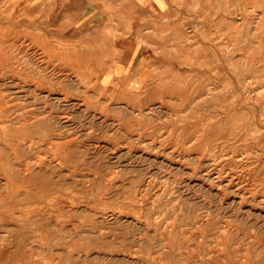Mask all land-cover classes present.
Returning <instances> with one entry per match:
<instances>
[{
	"label": "rangeland",
	"instance_id": "1",
	"mask_svg": "<svg viewBox=\"0 0 264 264\" xmlns=\"http://www.w3.org/2000/svg\"><path fill=\"white\" fill-rule=\"evenodd\" d=\"M130 3L131 0H0V49L5 50L4 53L7 52L8 57L4 61L0 56V74L2 72L0 107L12 105L7 114L0 117V126L10 123L11 130V135L6 141L9 147L6 149L0 145V151L4 153L0 152V165L7 156L5 151L14 152L16 158L22 162L30 159L28 162L32 165V170L35 169L32 179L38 180L45 187H50L52 194L48 196L54 198V201L48 200V197H41V200L33 198L32 201L18 199L20 203L16 204L17 208L36 203L43 205L46 216L54 217L53 222L44 221L43 230L47 232L37 231L35 236L42 235L41 238L45 242L44 248L34 246L28 255L37 257L44 264H174L175 262V264H264V0H156L158 5L162 3L163 12H159L160 9L157 6L154 8L153 5L147 4L141 7H148L150 12L133 14L128 10L123 13V6L126 9V5ZM25 7L29 9L28 15H24ZM31 7L33 12H30ZM142 8L137 10L142 12ZM35 16H41L40 19H43L41 29L31 27L27 32L23 30L22 25L13 26L14 22L19 23L26 17L30 19ZM135 16H138L137 20ZM25 31L33 39L29 35L25 38ZM119 40L123 43L121 47L114 46ZM131 40L135 41L134 47H140L139 52L136 53L137 59L143 56H145L144 61L148 59L149 68L139 75L140 80L147 79L145 84L148 85L144 87L153 89L157 84L158 90L166 91L141 93L140 91L144 88L131 91L127 84L129 81L123 82L113 76L103 80L100 77L104 85L99 87L98 84L101 82L98 81L96 74L99 69L90 68L95 64L93 60H66L71 57V59L73 57L87 59L98 55L104 58L112 56L121 58L128 53L126 46ZM160 43L163 44V48H159ZM177 46H180V49ZM4 53L2 52V55ZM172 56L181 57L178 58L179 63L176 61L175 67L162 71L166 66L163 64L158 68V64L164 63L163 61ZM153 61L155 62L151 66ZM215 66L222 67V70L219 67L216 69ZM159 69H161L160 77L157 75L153 81L149 79ZM130 72H127L128 79L133 78L131 69ZM98 88L108 91L101 92ZM212 91H214L213 94ZM209 98L211 99L208 100ZM245 100L247 101L244 102ZM47 103L49 107L50 105L53 107L49 108ZM14 104L18 105L14 107ZM214 110L217 111L213 112ZM31 116L32 118H29ZM235 116L236 118H232ZM6 118L10 120L6 121ZM55 119H57L56 122ZM26 120L39 122L30 125L23 122ZM224 120L227 122L226 125ZM45 128H48V131ZM67 128H71V131ZM63 131H65L64 134ZM43 132L47 133L43 134ZM69 138L74 140L66 146L60 145V142ZM20 145L23 151L25 149L24 152ZM23 145L26 147L24 148ZM34 151L37 153L35 154ZM29 152L33 154V157ZM197 158L198 161H196ZM50 160L54 165L52 168L39 171L35 165L40 161L47 163ZM42 171L46 173L42 174ZM72 171H76L75 176ZM149 181L152 182L149 183ZM227 182H231L229 183L231 188L225 186ZM65 188L72 189L67 191ZM75 188L79 191L74 190ZM10 204L13 205L12 202L4 205L0 202V208ZM153 221H155L154 227ZM88 228H91L90 231ZM48 247L53 250L49 251L51 249ZM240 257H245L244 262ZM199 258H202L200 259L202 262Z\"/></svg>",
	"mask_w": 264,
	"mask_h": 264
},
{
	"label": "bare ground",
	"instance_id": "2",
	"mask_svg": "<svg viewBox=\"0 0 264 264\" xmlns=\"http://www.w3.org/2000/svg\"><path fill=\"white\" fill-rule=\"evenodd\" d=\"M102 1V0H101ZM122 1V0H121ZM124 1V0H123ZM109 2V1H108ZM113 2V1H112ZM115 2V1H114ZM118 2V1H117ZM173 2V1H172ZM180 2H182V1H180ZM43 3V2H42ZM106 3V2H105ZM122 3V2H121ZM129 3V2H128ZM183 3V2H182ZM222 4H223V2H221ZM100 4V3H99ZM113 4V3H112ZM147 4H151V5H153L154 6V8H155V6H157L158 7V9H160L159 10V12H163V10H162V3H160L159 5L156 3V0H131V3L129 4V5H126V9L124 8V6H123V10H122V12L123 13H126V12H128V10L130 11L129 13H133V14H142L143 12H150V10L148 9V7H141V5H147ZM106 5V4H105ZM116 5V4H115ZM121 5V4H120ZM225 5V4H224ZM103 6H104V4H103ZM117 6V5H116ZM119 6V5H118ZM223 6V5H222ZM238 6V5H237ZM225 7V6H224ZM33 7H31L30 8V12H33V9H32ZM41 8H42V6H41ZM137 8H142V12H140L139 10H137ZM174 9V8H173ZM189 9V8H188ZM53 10H55V8H53ZM112 10V9H111ZM149 10V11H148ZM171 10H172V8H171ZM56 11V10H55ZM118 11V10H117ZM116 11V12H117ZM154 11V10H153ZM223 11V10H222ZM22 12V11H21ZM24 12H25V14L24 15H28V13H29V9L27 8V7H25V9H24ZM158 12V13H159ZM167 12V11H166ZM168 12H169V10H168ZM152 13V12H151ZM223 13V12H222ZM6 14V13H5ZM17 14V13H16ZM22 14V13H21ZM37 14V13H36ZM122 14V13H121ZM168 14V13H167ZM65 15V14H64ZM123 15V14H122ZM163 15V14H162ZM223 15V14H222ZM33 16V15H32ZM164 16V15H163ZM263 16V15H262ZM113 17V16H112ZM136 17V20H137V18H138V16H135ZM161 17V16H160ZM41 18V16H35L34 18H30L29 19V17H26L25 19H23V20H21V22H19V23H15L14 22V24H13V26L15 27V25H22L23 27H24V29L23 28H21V29H23V30H26L27 32H28V30L31 28V27H33L34 29H36V27L37 28H40V26H41V24L43 23V19H40ZM86 18V17H85ZM114 18V17H113ZM126 18V17H125ZM195 18V17H194ZM263 18H264V16H263ZM262 18V19H263ZM104 19V18H103ZM239 19V18H238ZM135 20V19H134ZM7 21V20H6ZM117 21H119V20H117ZM142 21V20H141ZM176 22V21H175ZM177 23V22H176ZM6 24V23H5ZM98 24V23H97ZM133 24V23H132ZM137 24V23H136ZM8 25V24H7ZM10 25V24H9ZM123 25V24H122ZM131 25V24H130ZM139 25H140V23H139ZM135 26V25H134ZM133 27V26H132ZM12 28V27H11ZM28 28V29H27ZM41 29V28H40ZM121 29V28H120ZM6 30V29H5ZM11 30V29H10ZM14 30H16V29H14ZM33 30V29H32ZM43 30V29H42ZM95 30H97V29H95ZM113 30V29H112ZM124 30V33H125V29H123ZM192 30V29H191ZM9 31V30H8ZM17 31V30H16ZM25 31V34H24V36H25V38H26V36L27 35H29L27 32ZM36 31V30H35ZM88 31V30H87ZM114 31V30H113ZM133 31H134V29H133ZM18 32V31H17ZM30 32V31H29ZM91 32V31H90ZM119 32V31H118ZM121 32V31H120ZM14 33H16V32H14ZM24 32H22V34H23ZM86 33V32H85ZM89 33V32H88ZM122 33H123V31H122ZM145 33V32H144ZM19 34V33H18ZM161 34V33H160ZM16 35V34H15ZM21 35V34H20ZM133 35V34H132ZM147 35V34H146ZM177 35V34H176ZM231 35H232V33H231ZM3 36V35H2ZM14 36V35H13ZM31 35H29V37H30ZM35 36V35H34ZM115 36V35H114ZM117 36H119V34H117ZM160 37H161V35H159ZM183 36V35H182ZM182 36L180 37V36H178V38H182ZM18 37V36H17ZM159 37V38H160ZM163 37V36H162ZM166 37V36H165ZM215 37V36H214ZM16 38V37H15ZM30 38H32V37H30ZM35 38V37H34ZM33 39V38H32ZM117 39H118V37H117ZM157 39V38H156ZM161 39V38H160ZM175 39V37L173 38V40ZM15 40V39H14ZM97 40V39H96ZM121 40V39H120ZM119 40V42L117 43V42H115V44H114V46H117V47H121V45L123 44L121 41ZM143 40V39H142ZM234 40H236V38H234ZM7 41V40H6ZM22 41V40H21ZM24 41V40H23ZM165 41V40H164ZM175 41V40H174ZM177 41H178V39H177ZM176 41V42H177ZM4 42V41H3ZM31 42V41H30ZM46 42V41H45ZM124 42V41H123ZM127 42V41H126ZM150 42H152V41H150ZM161 42V41H160ZM6 43V42H5ZM33 43V42H32ZM31 43V44H32ZM134 43H135V41H133V40H131V41H129L128 43H127V51H128V53H125L124 54V56H122L121 58H118V57H116V56H112V57H107V58H104V57H102L101 55H98V56H95V57H92V58H85V57H81V58H74L73 57V59H71V58H67L66 60H93L94 62H95V64L94 65H91L90 66V64H88L89 66H90V68L93 70V69H95V68H97V70L99 69V71L98 72H96V74H97V78H99V80L98 81H100L101 82V84H98V86L99 87H102L104 84H103V82L100 80V77L102 78V80L103 79H105V78H107V77H109V78H111L112 76L113 77H115L117 80L119 79V80H122L123 82H127V81H129L127 84H128V86H130V89H131V91H139V90H141L142 88H144L143 90H141L140 92L141 93H144V92H155V91H166L165 89H161V90H158L156 87H158L157 86V84H156V86H155V88H153V89H151V88H145L144 87V85H148V84H145L146 83V80L147 79H145V80H140L139 79V75H140V73L143 71V70H145V69H148L149 67H148V65H147V60L146 61H144L145 60V56H143V57H140V58H138L137 59V56L136 55H134L135 54V50H140V47H134ZM158 43V42H157ZM161 43H164V42H161ZM160 43V44H161ZM179 43V42H178ZM232 43H233V41H232ZM7 44H9V42L7 43ZM18 44V43H17ZM44 44V43H43ZM171 44V43H170ZM174 44V43H173ZM4 45V44H3ZM85 45V44H84ZM159 45V44H158ZM157 45V46H158ZM162 45L163 44H161V46L159 47V48H161L162 47ZM176 45H178V44H176ZM235 45V44H234ZM10 46V45H9ZM8 46V47H9ZM12 46H14L13 44H12ZM31 46V45H30ZM87 46V45H86ZM85 46V47H86ZM89 46V45H88ZM172 46V45H171ZM228 46H230V45H228ZM0 47H1V45H0ZM7 47V48H8ZM23 47V46H22ZM170 47V46H169ZM178 47V49H180L179 47L180 46H177ZM28 48V47H27ZM89 48V47H88ZM157 48V47H156ZM163 48V47H162ZM165 48V47H164ZM9 49V48H8ZM37 49V48H36ZM82 49V48H81ZM90 49V48H89ZM174 49H176V48H174ZM220 49V48H219ZM232 49V48H231ZM234 49V48H233ZM232 49V50H233ZM0 50H2V49H0ZM43 50V49H42ZM41 50V51H42ZM162 50V49H161ZM222 50V49H221ZM11 51V50H10ZM24 51V50H23ZM26 51V50H25ZM31 51H32V49H31ZM45 51H46V49H45ZM83 51V50H82ZM82 51H80V52H82ZM155 51V50H154ZM175 51V50H174ZM2 52L4 53L5 52V50L3 51L2 50ZM2 52L0 51V56L2 57H0L1 58V60H4L5 61V58H8L7 56H6V53H4L3 55H2ZM12 52V51H11ZM13 52H14V50H13ZM16 52V51H15ZM18 52V51H17ZM30 52V51H29ZM43 52V51H42ZM90 52H92L91 50H90ZM163 52H165V51H163ZM170 52H172V51H170ZM222 52V51H221ZM227 52H229V51H227ZM226 52V53H227ZM20 53V52H19ZM32 53V52H31ZM38 53V52H37ZM40 53V52H39ZM83 53H85V52H83ZM230 53V52H229ZM232 53V52H231ZM234 53V52H233ZM17 54V53H16ZM30 54V53H29ZM89 54V53H88ZM172 54H173V52H172ZM184 54V53H183ZM187 54V53H186ZM185 54V55H186ZM8 55H10V54H8ZM20 55V54H19ZM24 55H26V54H24ZM85 55V54H84ZM97 55V54H96ZM168 55V54H167ZM219 55V54H218ZM227 55V54H226ZM12 56V55H11ZM31 56V55H30ZM29 56V57H30ZM163 56V55H162ZM10 57V56H9ZM23 57V56H22ZM188 57V56H187ZM221 57V56H220ZM12 58V57H11ZM17 58V57H16ZM178 58H181V57H178ZM178 58H176L175 56H172V58H168L167 60H165V61H163L164 63H160V64H158L159 66H158V68H160L163 64H166V66L162 69V71H164V70H167V69H172V66H176V61L179 63V59ZM37 59V58H36ZM178 59V60H177ZM184 59V58H183ZM187 59V58H186ZM190 59V58H189ZM219 59V58H218ZM30 60V59H29ZM31 60H33V59H31ZM65 60V59H64ZM157 60H159V57H157ZM185 60V59H184ZM217 60V59H216ZM220 60H221V58H220ZM16 61V60H15ZM28 61V60H27ZM145 63H144V62ZM180 61H181V59H180ZM225 61V60H224ZM11 62H12V60H11ZM10 62V63H11ZM30 62V61H29ZM37 62H39V60L37 61ZM44 62V61H43ZM154 62L155 61H153V62H151L152 64H151V66L154 64ZM219 62V61H218ZM8 63V62H7ZM6 63V64H7ZM21 63H22V61H21ZM25 63V62H24ZM182 63V62H181ZM185 62H183V64H184ZM18 64V63H17ZM26 64H28V63H26ZM33 64V63H32ZM73 64V63H72ZM4 65V64H3ZM8 65V64H7ZM19 65V64H18ZM23 65H25V64H23ZM22 65V66H23ZM39 65V64H38ZM42 65V64H41ZM215 65H218V64H215ZM21 66V67H22ZM34 66V65H33ZM36 66V65H35ZM78 66V65H77ZM83 67H84V65H82ZM86 66V65H85ZM223 66V65H222ZM4 67V66H3ZM20 67V68H21ZM37 67V66H36ZM88 67V66H87ZM180 67V66H179ZM216 67V66H215ZM219 66H217L216 67V69L218 68ZM224 67V66H223ZM2 68V67H1ZM13 68V67H12ZM28 68V67H27ZM45 68V67H44ZM206 68V67H205ZM220 68V67H219ZM222 68V67H221ZM220 68V69H221ZM231 68V67H230ZM14 69V68H13ZM35 69V68H34ZM39 69V68H38ZM86 69V68H85ZM84 69V70H85ZM89 69V68H88ZM130 69L132 70V74L133 75H131V76H133V78L132 79H128V77L129 76H127L129 73H127V72H130ZM202 69H204V68H202ZM202 69L200 70V71H202ZM210 69H211V67H210ZM219 69V70H220ZM7 70V69H6ZM11 70V69H10ZM18 70V69H17ZM33 70V69H32ZM73 70V69H72ZM78 70V69H77ZM222 70V69H221ZM220 70V71H221ZM230 70V69H229ZM14 71V70H13ZM16 71V70H15ZM26 71H28V69L26 70ZM42 71V70H41ZM40 71V72H41ZM88 71V70H87ZM208 71H209V69H208ZM231 71V70H230ZM9 72V71H8ZM17 72V71H16ZM44 72V71H43ZM84 72V71H83ZM167 72V71H166ZM223 72V71H222ZM221 72V73H222ZM76 73V72H75ZM88 73V72H87ZM87 73H85V75L87 74ZM91 73V72H90ZM93 73V72H92ZM131 73V72H130ZM161 73V69H159L158 70V72H154V74H152L151 76H150V78L149 79H151L152 81H153V79L155 78V77H157V75L160 77V74ZM212 73V72H211ZM1 74H2V72H1ZM0 74V75H1ZM22 74V73H21ZM24 74V73H23ZM27 74H29V73H27ZM26 74V75H27ZM68 74V73H67ZM95 74V73H94ZM93 74V75H94ZM206 74V73H205ZM215 74V73H214ZM218 74V73H217ZM219 74H220V72H219ZM232 74V73H231ZM238 74V73H237ZM4 75V74H3ZM7 75H9V74H7ZM13 75V74H12ZM66 75V74H65ZM84 75V76H85ZM92 75V76H93ZM239 75V74H238ZM28 76H30V75H28ZM88 76H91V75H88ZM91 76V77H92ZM161 76H163V75H161ZM204 76V75H203ZM209 76V75H208ZM6 77H8V76H6ZM36 77V76H35ZM87 77V76H86ZM85 77V78H86ZM227 77H230V76H227ZM238 77V76H237ZM19 78V77H18ZM32 78V77H31ZM56 78V77H55ZM89 78V77H88ZM207 78V77H206ZM210 78V77H209ZM217 78H218V76H217ZM10 79V78H9ZM70 79H71V77H70ZM205 79V78H204ZM231 79V78H230ZM230 79H229V81H230ZM11 80V79H10ZM40 80V79H39ZM113 80V79H112ZM210 80V79H209ZM224 80V79H223ZM5 81V80H4ZM9 81V80H8ZM8 81H6V82H8ZM12 81H15V80H12ZM41 81V80H40ZM70 81V80H69ZM68 81V82H69ZM87 81V80H86ZM114 81H116V80H114ZM228 81V82H229ZM1 82H3V81H1ZM5 82V83H6ZM32 82V81H31ZM53 82V81H52ZM118 82V81H117ZM215 82V81H214ZM220 82V81H219ZM227 82V81H226ZM225 82V83H226ZM234 82V81H233ZM4 83V84H5ZM21 83H22V81H21ZM20 83V84H21ZM73 83V82H72ZM202 83V82H201ZM210 83V82H209ZM217 83H218V81H217ZM15 84V83H14ZM14 84H12L13 86H14ZM32 84V83H31ZM114 84V83H113ZM126 84V83H125ZM126 84V85H127ZM208 84V83H207ZM216 84V83H215ZM223 84V83H222ZM231 84H232V80H231ZM17 85V84H16ZM212 85V84H211ZM225 85V84H224ZM5 86H8V85H6L5 84ZM18 86V85H17ZM20 86H22V84L20 85ZM36 86V85H35ZM68 86V85H67ZM206 86V85H205ZM26 87V86H25ZM112 87H113V85H112ZM204 87V86H203ZM224 87V86H223ZM230 87H231V85H230ZM235 87V86H234ZM234 87H232V88H234ZM21 88V87H20ZM20 88H18V89H20ZM23 88V87H22ZM5 89V88H4ZM8 89V88H7ZM24 89V88H23ZM36 89V88H35ZM42 89V88H41ZM45 89V88H44ZM47 89V88H46ZM91 89V88H90ZM105 89V88H104ZM129 89V90H130ZM167 89V88H166ZM210 89H212L211 87H210ZM234 89H236V88H234ZM15 90V89H14ZM39 90V89H38ZM98 90L99 91H101V92H103V91H108L107 89H105V90H103V89H100V88H98ZM115 90H118V89H115ZM167 90H171V89H167ZM233 90V89H232ZM17 91V90H16ZM22 91V90H21ZM20 91V92H21ZM96 91H97V89H96ZM128 90H126V92H127ZM173 91H175V90H173ZM215 91V90H214ZM214 91H212V94H213V92ZM235 91V90H234ZM4 92V91H3ZM25 92H26V90H25ZM27 92H28V89H27ZM39 92H40V90H39ZM62 92V91H61ZM113 92V91H112ZM115 92V91H114ZM118 92V91H117ZM167 92H170V91H167ZM208 92H209V90H208ZM236 92V91H235ZM38 93V92H37ZM48 93V92H47ZM51 93V92H50ZM49 93V94H50ZM77 93V92H76ZM134 93H136V92H134ZM139 93V92H138ZM228 93V92H227ZM1 94V93H0ZM5 94H7L8 95V93H5ZM17 94V93H16ZM121 94H123V93H121ZM210 94V93H209ZM235 94V93H234ZM13 95V94H12ZM27 95V94H26ZM29 95H31V94H29ZM65 94H63V96H64ZM127 95V94H126ZM136 95V94H135ZM219 95V94H218ZM229 95H230V93H229ZM228 95V96H229ZM231 95H233V94H231ZM21 96V95H20ZM28 96V95H27ZM34 96V95H33ZM47 96V95H46ZM50 96V95H49ZM228 96H227V98H228ZM237 96H239V95H237ZM11 97V96H10ZM15 97V96H14ZM18 97V96H17ZM31 97V96H30ZM62 97V96H61ZM205 97V96H204ZM207 97V96H206ZM211 97V96H210ZM217 97V96H216ZM215 97V98H216ZM220 97V96H219ZM4 98V97H3ZM9 98V97H8ZM12 98V97H11ZM16 98V97H15ZM38 98V97H37ZM37 98H35V99H37ZM64 98H66V97H64ZM63 98V99H64ZM218 98V97H217ZM216 98V99H217ZM227 98H224V99H227ZM235 98V97H234ZM244 98V97H243ZM249 98V97H248ZM5 99V98H4ZM26 99H27V97H26ZM30 99V98H29ZM40 99H41V97H40ZM56 99V98H55ZM211 98H209L208 100H210ZM229 99V98H228ZM8 100V99H7ZM50 100V99H49ZM48 100V101H49ZM65 101H66V99H64ZM213 101H214V99H212ZM211 100V101H212ZM220 100H223V98L221 99L220 98ZM219 100V101H220ZM232 100H233V96H232ZM242 100V99H241ZM1 101V100H0ZM2 101H4V100H2ZM10 101V100H9ZM23 101H24V99H23ZM22 101V102H23ZM33 101V100H32ZM35 101V100H34ZM47 101V100H46ZM224 101V100H223ZM234 101V100H233ZM247 100H245L244 102H246ZM7 102V101H6ZM19 102H21V100L19 101ZM43 102V101H42ZM80 102V101H79ZM236 102V101H235ZM238 102V101H237ZM37 103H39V102H37ZM158 103H159V101H158ZM214 103H216V102H214ZM32 104V103H31ZM36 104V103H35ZM34 104V105H35ZM207 104V103H206ZM205 104V105H206ZM223 104V103H222ZM242 104V103H241ZM4 105V104H3ZM15 105V104H14ZM18 105V104H17ZM17 105H15L14 107H16ZM22 105H24V104H22ZM43 105H45V104H43ZM209 105V104H208ZM2 106V105H1ZM12 106V105H11ZM11 106H9V107H11ZM38 106V105H37ZM47 106H48V103H47ZM207 106V105H206ZM222 106V105H221ZM241 106V105H240ZM243 107H244V105H242ZM8 106L6 107H0V117L3 115V114H7L6 112L10 109ZM19 107V106H18ZM21 107V106H20ZM49 107V106H48ZM50 107H53V106H51L50 105ZM49 107V108H50ZM235 107V106H234ZM233 107V108H234ZM239 107V106H238ZM21 108H23V107H21ZM31 108V107H30ZM33 108H36V107H33ZM40 108V107H39ZM46 108V107H45ZM203 108V107H202ZM226 108V107H225ZM230 108V107H229ZM240 108V107H239ZM12 109V108H11ZM52 109V108H51ZM55 109V108H54ZM221 109V108H220ZM25 110V109H24ZM27 110V109H26ZM31 110V109H30ZM29 110V111H30ZM50 110V109H49ZM210 110V109H209ZM227 110V109H226ZM230 110V109H229ZM232 110V109H231ZM13 111V110H12ZM23 111V110H22ZM35 111V110H34ZM40 111V110H39ZM57 111V110H56ZM131 111V110H130ZM139 111V110H138ZM215 111H217V110H214L213 112H215ZM236 111V110H235ZM31 112V111H30ZM47 112V111H46ZM220 112V111H219ZM11 113V112H10ZM36 113V112H35ZM40 113H41V111H40ZM53 113V112H52ZM55 113V112H54ZM134 113V112H133ZM231 113V112H230ZM9 114V113H8ZM12 114V113H11ZM26 114V113H25ZM31 114V113H30ZM38 114V113H37ZM214 114V113H213ZM228 114H229V112H228ZM236 113H234V115H235ZM23 115V114H22ZM33 115V114H32ZM56 115V114H55ZM136 115H137V112H136ZM238 115V114H237ZM6 116H8V115H6ZM28 116V115H27ZM30 116V115H29ZM65 116V115H64ZM69 116V115H68ZM223 116V115H222ZM226 116V115H225ZM224 116V117H225ZM18 117V116H17ZM22 117V116H21ZM24 117V116H23ZM22 117V118H23ZM56 116H54V118H55ZM211 117H213V116H211ZM230 117H231V115H230ZM10 118H12V117H10ZM10 118L8 119V118H6V121L7 120H10ZM14 118V117H13ZM29 118H32V116L31 117H29ZM37 118V117H36ZM39 118V117H38ZM61 118V117H60ZM69 117H67V119H68ZM232 118H236V116L235 117H232ZM3 119V118H2ZM17 119H21V118H17ZM27 119V118H26ZM140 119V118H139ZM208 119V118H207ZM211 119V118H210ZM209 119V120H210ZM222 119V118H221ZM228 119V118H227ZM5 120V119H4ZM13 120H16V119H13ZM52 120V119H51ZM50 120V121H51ZM213 120H216V119H214L213 118ZM226 120V119H225ZM224 120V121H225ZM22 121V120H21ZM33 121V120H32ZM46 121V120H45ZM48 121V120H47ZM55 122L57 121V119H55L54 120ZM77 121V120H76ZM212 121V120H211ZM210 121V122H211ZM227 122H228V120H226ZM225 121V122H226ZM2 122V121H1ZM12 122V121H11ZM25 124H30V125H32V124H35V123H38L39 121L38 120H35L34 122H30V120H29V122H28V120H26V121H23ZM219 122H221V124L223 123L221 120L219 121ZM224 122V123H225ZM227 122L225 123V125L227 124ZM15 123V122H14ZM19 123V122H18ZM67 123H69V122H67ZM66 123V124H67ZM115 123V122H114ZM116 123H117V121H116ZM136 123V122H135ZM229 123V122H228ZM56 124V123H55ZM61 125H62V123H60ZM75 124V123H74ZM215 125L217 124V123H214ZM218 124H220V123H218ZM217 124V125H218ZM230 124H232V122H230ZM45 125V124H44ZM50 125V124H49ZM59 125V124H58ZM65 125V124H64ZM139 125V124H138ZM234 126H235V124H233ZM9 126H10V123H9V125L6 123V124H3V125H1L0 126V145H2L4 148H8L9 147V145H8V143H6V141L9 139V137H10V135H11V130H10V128H9ZM17 126V125H16ZM26 126V125H25ZM53 126H54V124H53ZM221 126V125H220ZM227 126H230V125H227ZM12 127V126H11ZM50 127V126H49ZM54 127H56V126H54ZM53 127V128H54ZM236 127V126H235ZM15 128V127H14ZM17 128V127H16ZM15 128V129H16ZM43 128H44V126H43ZM231 128V127H230ZM12 129V128H11ZM23 129V128H22ZM48 129V128H47ZM46 128H45V130L46 131H48ZM50 129V128H49ZM62 129V128H61ZM69 128H67V130H68ZM226 129V128H225ZM229 129V128H228ZM234 128H232V130H233ZM70 131H71V128L69 129ZM89 130V129H88ZM116 130V129H115ZM235 130V129H234ZM15 131V130H14ZM24 131V130H23ZM65 131H66V129H65ZM65 131H63L62 133L64 134V132ZM228 131V130H227ZM55 132V131H54ZM68 132V131H67ZM233 132V131H232ZM235 132V131H234ZM17 133V132H16ZM18 133H19V131H18ZM44 133H47V132H43V134ZM53 133V132H52ZM51 133V134H52ZM73 133V132H72ZM229 133V132H228ZM42 134V135H43ZM50 134V133H49ZM62 134V135H63ZM69 134V133H68ZM71 134V133H70ZM232 134V133H231ZM55 135H57V134H55ZM76 135V134H75ZM235 135V134H234ZM233 135V136H234ZM30 136V135H29ZM65 136H67V135H65ZM19 138H21L20 136H18ZM36 137V136H35ZM56 137V136H55ZM62 137V136H61ZM24 138H26L27 139V137H24ZM31 138V137H30ZM34 138V137H33ZM53 138V137H52ZM59 138V137H58ZM77 138V137H76ZM35 139V138H34ZM196 139V138H195ZM236 139V138H235ZM234 139V140H235ZM4 140H5V142H4ZM20 140V139H19ZM74 140V138H69V139H67V140H65V141H63V142H60V145L61 146H66V144H70L71 143V141H73ZM76 140V139H75ZM207 140H209V139H207ZM211 140V139H210ZM11 141H13V140H11ZM10 141V142H11ZM18 140H16V142H17ZM30 141H32V139H30ZM36 141V140H35ZM224 141H225V139H224ZM230 141H232V140H230ZM229 141V142H230ZM9 142V141H8ZM22 142V141H21ZM23 142H24V140H23ZM75 142V141H74ZM195 143H196V141H194ZM193 142V143H194ZM212 142V141H211ZM227 142H228V139H227ZM226 142V143H227ZM233 142V141H232ZM13 143V142H12ZM20 143V142H19ZM35 143H37V142H35ZM206 142H204V144H205ZM219 143V142H218ZM18 144V143H17ZM16 144V145H17ZM23 144V143H22ZM196 144H198V142L196 143ZM195 144V145H196ZM200 144V143H199ZM19 145V144H18ZM194 145V146H195ZM203 145V144H202ZM232 145V144H231ZM21 146V145H20ZM19 146V147H20ZM24 146V145H23ZM32 146V145H31ZM69 146V145H68ZM73 146V145H72ZM71 146V147H72ZM101 146V145H100ZM119 146V145H118ZM121 146V145H120ZM205 146V145H204ZM204 146H203V148H204ZM214 146V145H213ZM13 147V146H12ZM22 147V146H21ZM26 146H24V148H25ZM28 147V146H27ZM56 147V146H55ZM217 147V146H216ZM30 148V147H29ZM99 148V147H98ZM134 148V147H133ZM194 148H196V147H194ZM209 148V147H208ZM0 149H1V147H0ZM17 149V148H16ZM67 149H71V148H67ZM118 149V148H117ZM126 149V148H125ZM215 149V148H214ZM223 149V148H222ZM226 149H227V147H226ZM5 150V149H4ZM30 150V149H29ZM28 150V151H29ZM120 150V149H119ZM203 150V149H202ZM209 150V149H208ZM213 150V149H212ZM224 150V149H223ZM18 151V150H17ZM22 151H23V147H22ZM24 151H25V149H24ZM23 151V152H24ZM27 151V150H26ZM30 151H32V150H30ZM215 151V150H214ZM213 151V152H214ZM225 151V150H224ZM240 151V150H239ZM0 152H2V151H0ZM23 152H21V153H23ZM86 152V151H85ZM128 152V151H127ZM196 152V151H195ZM229 152V151H228ZM3 153V152H2ZM16 153V152H15ZM30 153V152H29ZM34 153H35V151H34ZM37 153V152H36ZM35 153V154H36ZM47 153V152H46ZM50 153V152H49ZM52 153V152H51ZM50 153V154H51ZM58 153V152H57ZM149 153V152H148ZM159 153V152H158ZM169 153V152H168ZM181 153V152H180ZM186 153V152H185ZM221 153V152H220ZM224 153V152H223ZM227 153V152H226ZM233 153V152H232ZM4 154V153H3ZM5 154H7V156H6V158H5V160H3L4 162H3V164H1L0 165V202H1V204H5V203H8V202H12V206H11V204L9 205V206H7V207H5V208H0V264H44V262L43 261H41V260H38V258L37 257H30L28 254H29V252L32 250V248H34V246H38V248H40V247H43V245H44V239H42L41 238V236L42 235H39L38 237H35L36 236V233H37V231H39V232H41L42 230H43V225H44V221H46V223H49L50 221H52V220H54V217H52V216H46V210L43 208V205H40V204H36V203H32V205L31 206H28V207H23V208H19V206H18V208L16 207V204H18L19 205V203H20V201L18 200V199H25V200H27V201H32L33 200V198L34 199H40L41 197L43 198H47L48 197V200H52V201H54V198L53 197H51V196H48V194H50L51 193V189H50V187H45L44 185H42V184H40L39 183V181L38 180H33L32 179V177H33V173H35V169L34 170H32V165L27 161V162H22L20 159H18V158H16V155L14 154V152H7V151H5ZM31 154V153H30ZM43 154H44V152H43ZM67 154V153H66ZM156 154V153H155ZM174 154V153H173ZM196 154H197V152H196ZM202 154V153H201ZM209 154H212V153H209ZM236 154V153H235ZM250 154V153H249ZM18 156H19V154H17ZM26 155V154H25ZM32 156L31 157H33V154H31ZM47 155V154H46ZM49 155V154H48ZM116 155V154H115ZM123 155V154H122ZM131 155V154H130ZM149 155V154H148ZM154 155V154H153ZM182 155H183V153H182ZM213 155V154H212ZM215 155V154H214ZM219 155V154H218ZM224 155V154H223ZM228 155V154H227ZM231 155V154H230ZM234 155V154H233ZM4 157H5V155H3ZM23 156V155H22ZM40 156H42V155H40ZM39 156V157H40ZM76 156V155H75ZM170 156V155H169ZM179 156V155H178ZM181 156V155H180ZM179 156V157H180ZM190 156V155H189ZM195 156V155H194ZM205 156V155H204ZM35 157H37L36 155H35ZM48 157V156H47ZM50 157V156H49ZM52 157H53V155H52ZM59 157V156H58ZM67 157V156H66ZM69 157V156H68ZM178 157V158H179ZM184 157V156H183ZM25 158H27V157H25ZM43 158V157H42ZM51 158V157H50ZM65 158V157H64ZM70 158V157H69ZM76 158V157H75ZM178 158H176V159H178ZM187 158V157H186ZM189 158V157H188ZM187 158V159H188ZM194 158V157H193ZM199 158V157H198ZM198 158H197V160L196 161H198ZM203 158V157H202ZM217 158H218V156H217ZM225 158V157H224ZM228 158V157H227ZM68 159V158H67ZM77 159V158H76ZM75 159V160H76ZM159 159V158H158ZM163 159V158H162ZM195 159V158H194ZM200 159H201V157H200ZM210 159V158H209ZM32 160V159H31ZM42 160V159H41ZM64 160V159H63ZM70 160H72V159H70ZM73 160H74V158H73ZM179 160V159H178ZM186 160V159H185ZM204 160V159H203ZM215 160V159H214ZM56 161V160H55ZM66 161H68V160H66ZM66 161H64V162H66ZM172 161V160H171ZM183 161H184V159H183ZM213 161V160H212ZM228 161V160H227ZM32 162H33V160H32ZM37 162V161H36ZM57 162V161H56ZM55 162V163H56ZM71 162H74V161H71ZM181 162H182V160H181ZM180 162V163H181ZM185 162V161H184ZM204 162H206V161H204ZM209 162V161H208ZM62 163V162H61ZM214 163V162H213ZM212 163V164H213ZM54 164V163H53ZM70 164V163H69ZM72 164V163H71ZM73 164H75V163H73ZM152 164V163H151ZM173 164V163H172ZM187 164V163H186ZM185 164V165H186ZM204 164V163H203ZM211 164V163H210ZM210 164L208 165V166H210ZM211 164V165H212ZM217 164V163H216ZM223 164V163H222ZM35 165L38 167V169H39V171H41V170H46V169H48V168H52V166H54V165H52V163H51V160L50 161H48L47 163H43V162H38V163H35ZM58 165V164H57ZM67 165V164H66ZM202 165V164H201ZM55 166H56V164H55ZM60 166V165H59ZM58 166V167H59ZM178 166V165H177ZM203 166V165H202ZM206 166V165H205ZM207 166V167H208ZM217 166V165H216ZM216 166H214V167H216ZM36 167V168H37ZM72 167V166H71ZM173 167V166H172ZM182 167V166H181ZM222 167V166H221ZM194 168V167H193ZM200 168V167H199ZM199 168H198V170H199ZM202 168V167H201ZM210 168V167H209ZM208 168V169H209ZM55 169H56V167H55ZM179 169V168H178ZM185 169V168H184ZM187 169H189V168H187ZM218 169V168H217ZM224 169V168H223ZM229 169V168H228ZM51 170V169H50ZM53 170V169H52ZM51 170V171H52ZM72 170V169H71ZM70 170V171H71ZM75 170V169H74ZM190 170V169H189ZM193 170V169H192ZM195 170V169H194ZM210 170V169H209ZM212 170V169H211ZM225 170H226V168H225ZM229 170H231V169H229ZM233 170H235V169H233ZM61 171V170H60ZM191 171V170H190ZM200 171V170H199ZM208 171V170H207ZM218 171H219V169H218ZM217 171V172H218ZM72 172H74V171H72ZM237 172V171H236ZM40 173V172H39ZM44 173H46V172H44V171H42V174H44ZM47 173H48V171H47ZM55 173V172H54ZM75 173H76V171L74 172V176H75ZM204 173V172H203ZM224 173V172H223ZM228 173H229V171H228ZM61 174V173H60ZM62 174H64V173H62ZM68 174V173H67ZM194 174V173H193ZM216 174V173H215ZM236 174V173H235ZM246 174V173H245ZM38 175V174H37ZM39 175H41V174H39ZM48 175V174H47ZM72 175V176H73ZM152 175V174H151ZM190 175H192V174H190ZM218 175V174H217ZM237 175V174H236ZM43 176V175H42ZM49 176V175H48ZM57 176H59L58 174H57ZM64 176V175H63ZM77 176V175H76ZM111 176V175H110ZM193 176V175H192ZM202 176V175H201ZM212 176H214V175H212ZM221 176H222V174H221ZM225 176V175H224ZM227 176V175H226ZM70 177V176H69ZM99 177V176H98ZM148 177V176H147ZM146 177V178H147ZM150 177V176H149ZM164 177V176H163ZM165 177H166V175H165ZM220 177V176H219ZM231 177V176H230ZM233 177V176H232ZM243 177V176H242ZM54 178V177H53ZM80 178H82V177H80ZM95 178H97V177H95ZM156 178V177H155ZM168 178V177H167ZM188 178V177H187ZM199 178H200V176H199ZM215 178V177H214ZM226 178V177H225ZM47 179H48V177H47ZM46 179V180H47ZM75 179V178H74ZM83 179V178H82ZM151 179V178H150ZM179 179V178H178ZM181 179H183V178H181ZM193 179V178H192ZM201 179V178H200ZM208 179H210V178H208ZM217 179H219L218 177H217ZM223 179V178H222ZM227 179V178H226ZM225 179V180H226ZM229 179V178H228ZM241 179V178H240ZM247 179V178H246ZM51 180V179H50ZM152 180V179H151ZM164 180V179H163ZM187 180V179H186ZM199 180V179H198ZM231 180H233V179H231ZM243 180V179H242ZM47 181H49V180H47ZM58 181H60V180H58ZM57 181V182H58ZM82 181V180H81ZM143 181H146V180H143ZM155 181V180H154ZM188 181V180H187ZM227 181V180H226ZM254 181V180H253ZM21 182V183H20ZM72 182V181H71ZM111 182V181H110ZM142 182V181H141ZM150 182H152V181H149V183ZM202 182V181H201ZM236 182V181H235ZM239 182V181H238ZM260 182V181H259ZM46 183V182H45ZM50 183V182H49ZM48 183V184H49ZM52 183H53V180H52ZM62 183H64V181L62 182ZM82 183V182H81ZM154 183V182H153ZM208 183H211V182H208ZM230 184H231V182H229ZM229 183L227 182L226 183V185L225 186H229ZM257 183V182H256ZM145 184V183H144ZM175 184V183H174ZM224 184H225V182H224ZM46 185V184H45ZM72 185V184H71ZM83 185H84V183H83ZM216 185V184H215ZM244 185V184H243ZM87 186H89V184L87 185ZM140 186V185H139ZM211 186V185H210ZM219 186H221V185H219ZM234 186V185H233ZM59 187V186H58ZM144 187V186H143ZM150 187V186H149ZM230 187V186H229ZM232 187V186H231ZM230 187V188H231ZM240 187V186H239ZM245 187V186H244ZM253 187V186H252ZM257 187V186H256ZM258 187H261V185L259 186L258 185ZM74 188V187H73ZM87 188V187H86ZM218 188V187H217ZM221 188V187H220ZM220 188H218V189H220ZM223 188V187H222ZM237 188V187H236ZM246 188H247V186H246ZM248 188H250V186L248 187ZM263 188V187H262ZM57 189V188H56ZM59 189V188H58ZM66 190H67V188H65ZM72 189V188H71ZM71 189H69V190H71ZM213 189V188H212ZM226 189V188H225ZM229 189V188H228ZM54 190V189H53ZM52 190V191H53ZM69 190H67V191H69ZM74 190H76V188L74 189ZM78 191H79V189H77ZM76 190V191H77ZM210 190V189H209ZM236 190V189H235ZM264 190V189H263ZM89 191V190H88ZM216 191V190H215ZM218 191V190H217ZM244 191V190H243ZM248 192H249V190H247ZM247 191H245V192H247ZM254 191V190H253ZM81 192V191H80ZM239 192V191H238ZM237 192V193H238ZM216 193V192H215ZM226 193V192H225ZM255 193V192H254ZM257 193V192H256ZM52 194V193H51ZM55 194V192L53 193V195ZM161 193H159V195H160ZM240 194V193H239ZM252 194V193H251ZM259 194V193H258ZM263 194V193H262ZM52 195V196H53ZM69 195V194H68ZM75 195V194H74ZM82 195V194H81ZM216 195V194H215ZM224 195H226V194H224ZM240 195H242V193L240 194ZM56 197H58V195H55ZM64 196V195H63ZM76 196V195H75ZM88 196V195H87ZM141 196H142V194H141ZM162 196V195H161ZM246 196V195H245ZM70 197V196H69ZM158 197V196H157ZM226 197V196H225ZM234 197V196H233ZM256 197V196H255ZM59 198H61V197H59ZM72 198V197H71ZM75 198V197H74ZM223 198V197H222ZM249 198V197H248ZM141 199H143V198H141ZM160 199V198H159ZM221 199V198H220ZM219 199V200H220ZM226 199V198H225ZM241 199H242V197H241ZM243 199H244V201H245V198L243 197ZM21 200V201H22ZM41 200V199H40ZM44 200V199H43ZM56 200V199H55ZM234 200V199H233ZM247 200V199H246ZM36 201H39V200H36ZM35 201V202H36ZM57 201V200H56ZM160 201V200H159ZM158 201V202H159ZM170 201V200H169ZM227 201V200H226ZM250 201H253V200H250ZM261 201H263V200H261ZM76 202V201H75ZM79 202V201H78ZM86 202H88V200L86 201ZM234 202H236V201H234ZM242 202V201H241ZM255 202V201H254ZM40 203V202H39ZM45 203V202H44ZM137 203V202H136ZM162 203V202H161ZM165 203V202H164ZM22 204V203H21ZM20 204V205H21ZM80 204V203H79ZM237 204H239L238 202H237ZM249 204V203H248ZM252 204V203H251ZM221 205H222V203H221ZM243 205H244V203H243ZM246 205V204H245ZM254 205V204H253ZM261 204H259V206H260ZM57 206H59V205H57ZM61 206V205H60ZM84 206V205H83ZM164 206V205H163ZM162 206V207H163ZM241 206H242V204H241ZM250 206V205H249ZM248 206V207H249ZM252 206V205H251ZM1 207V206H0ZM3 207V206H2ZM21 207V206H20ZM73 207V206H72ZM86 207V206H85ZM155 207V206H154ZM153 207V208H154ZM167 207V206H166ZM243 207V206H242ZM255 207V206H254ZM258 207V206H257ZM261 207V206H260ZM70 208V207H69ZM68 208V209H69ZM159 207H157V209H158ZM235 208V207H234ZM66 209H67V207H66ZM160 209V208H159ZM167 209V208H166ZM264 209V208H263ZM61 210V209H60ZM88 210H89V208H88ZM162 210V209H161ZM61 211H64V210H61ZM68 211V210H67ZM155 211H156V209H155ZM243 211V210H242ZM241 211V212H242ZM253 211V210H252ZM260 211V210H259ZM73 212V211H72ZM85 212V211H84ZM91 212H93V211H91ZM95 212V211H94ZM98 212V211H97ZM107 212V211H106ZM154 212V211H153ZM255 212H256V210H255ZM254 212V213H255ZM68 213V212H67ZM74 213H76V212H74ZM81 213H83V212H81ZM81 213H79V214H81ZM96 213V212H95ZM104 213V212H103ZM102 213V214H103ZM208 213V212H207ZM240 213V212H239ZM60 214V213H59ZM71 214V213H70ZM77 214V213H76ZM75 214V215H76ZM100 214V213H99ZM98 214V215H99ZM154 214V213H153ZM169 214H170V212H169ZM65 215V214H64ZM82 215V214H81ZM84 215V214H83ZM123 215V214H122ZM151 215V214H150ZM167 215V214H166ZM240 215H241V213H240ZM243 215H244V213H243ZM67 216V215H66ZM70 216H72V215H70ZM87 216V215H86ZM117 216V215H116ZM190 216H192V215H190ZM65 217V216H64ZM107 217H108V215H107ZM200 217V216H199ZM56 218V217H55ZM63 218V217H62ZM67 218V217H66ZM65 218V219H66ZM100 218V217H99ZM122 218H124V217H122ZM165 218H166V216H165ZM170 218V217H169ZM207 218V217H206ZM96 219V218H95ZM103 219V218H102ZM150 219V218H149ZM164 219V218H163ZM106 220V219H105ZM124 220V219H123ZM151 220H152V218H151ZM196 220H199V219H196ZM202 219H200V221H201ZM205 220V219H204ZM208 219H206V221H207ZM84 221V220H83ZM88 221V220H87ZM95 221V220H94ZM160 221V220H159ZM159 221H157L159 224H160V222ZM191 221V220H190ZM53 222V221H52ZM64 222V221H63ZM65 222H68V221H66L65 220ZM69 222H71V221H69ZM86 222V221H85ZM127 222V221H126ZM154 222L155 221H153V227H154ZM172 222V221H171ZM188 222V221H187ZM57 223V222H56ZM72 223H74V222H72ZM190 223V222H189ZM204 223V222H203ZM202 223V224H203ZM63 224V223H62ZM65 224H68V223H65ZM70 224V223H69ZM75 224H76V222H75ZM88 224V223H87ZM92 224V223H91ZM128 224H129V222H128ZM132 224V223H131ZM134 224V223H133ZM141 224H143V223H141ZM161 224H162V222H161ZM257 224V223H256ZM57 225V224H56ZM55 225V226H56ZM71 225V224H70ZM76 225H78V223L76 224ZM81 225V224H80ZM205 225V224H204ZM203 225V226H204ZM207 225H209V224H207ZM222 225V224H221ZM48 226V225H47ZM46 226V227H47ZM54 226V225H53ZM53 226H51V227H53ZM75 226V225H74ZM79 226V225H78ZM86 226V225H85ZM92 226V225H91ZM177 226V225H176ZM229 226V225H228ZM253 226V225H252ZM59 227H60V225H59ZM76 228H78L77 226H75ZM81 227V226H80ZM89 227V226H88ZM136 227V226H135ZM158 227V226H157ZM160 227V226H159ZM195 227V226H194ZM225 227V226H224ZM230 227V226H229ZM55 228V227H54ZM62 228V227H61ZM84 228V227H83ZM92 229H93V227H91ZM90 228V229H91ZM191 228V227H190ZM202 228V227H201ZM49 229V228H48ZM56 229V228H55ZM63 229V228H62ZM67 229V228H66ZM86 229V228H85ZM84 229V230H85ZM90 229L88 228V230L90 231ZM153 229V228H152ZM165 229V228H164ZM173 229H175V228H173ZM203 229V228H202ZM201 229V230H202ZM229 229V228H228ZM231 229V228H230ZM237 229V228H236ZM53 232H54V230L53 229H51ZM60 230V229H59ZM74 230V229H73ZM82 230V229H81ZM88 230H86V231H88ZM141 230H143V229H141ZM158 230V229H157ZM44 232H47V230H43ZM49 231V230H48ZM115 231V230H114ZM207 231V230H206ZM67 232V231H66ZM83 232V231H82ZM93 232V231H92ZM155 232H157V231H155ZM173 232V231H172ZM175 232V231H174ZM57 233H58V231H57ZM72 233V232H71ZM75 233H77V232H75ZM85 233V232H84ZM88 233V232H87ZM87 233H85V234H87ZM157 233H159V232H157ZM169 233V232H168ZM180 233V232H179ZM190 233V232H189ZM196 233V232H195ZM199 233H201L200 231H199ZM237 233V232H236ZM252 233V232H251ZM92 234V233H91ZM95 234V233H94ZM98 234H99V232H98ZM197 234V233H196ZM240 234V233H239ZM52 235H55V234H52ZM57 235H59V234H57ZM56 235V236H57ZM61 235V234H60ZM74 235V234H73ZM102 235V234H101ZM172 235V234H171ZM170 235V236H171ZM180 235V234H179ZM205 235H206V233H205ZM204 235V236H205ZM243 235V234H242ZM55 236V237H56ZM70 236V235H69ZM163 236V235H162ZM175 236V235H174ZM203 236V237H204ZM241 236V235H240ZM239 236V237H240ZM60 237H62V236H60ZM71 237H72V235H71ZM190 237V236H189ZM238 237V238H239ZM65 238V237H64ZM157 238H158V236H157ZM164 238H166L165 236H164ZM176 238V237H175ZM245 238V237H244ZM255 238V237H254ZM71 239V238H70ZM178 239V238H177ZM194 239V238H193ZM192 239V240H193ZM241 239V238H240ZM243 239V238H242ZM264 239V238H263ZM262 239V240H263ZM56 240H58V239H56ZM60 240V239H59ZM155 240V239H154ZM166 240H168V239H166ZM171 240V239H170ZM183 240V239H182ZM251 240V239H250ZM257 240V239H256ZM138 241V240H137ZM161 241V240H160ZM163 241V240H162ZM173 241H175V240H173ZM236 241V240H235ZM252 241V240H251ZM47 242V241H46ZM64 242V241H63ZM65 242H66V240H65ZM177 242L179 243V241L177 240ZM197 242V241H196ZM229 242V241H228ZM253 242V241H252ZM54 243V242H53ZM153 243V242H152ZM156 243V242H155ZM161 244H162V242H160ZM178 243H177V245H178ZM203 243V242H202ZM233 243V242H232ZM240 244H241V242H239ZM143 244V243H142ZM172 244H173V242H172ZM187 244V243H186ZM192 244V243H191ZM190 244V245H191ZM226 244H227V242H226ZM55 245V244H54ZM148 245V244H147ZM151 245V244H150ZM181 245V244H180ZM184 245V244H183ZM231 245V244H230ZM249 245V243L247 244V246ZM48 246V245H47ZM143 246V245H142ZM149 246V245H148ZM147 246V247H148ZM161 246V245H160ZM171 246V245H170ZM228 246V245H227ZM253 246V245H252ZM45 247H46V245H45ZM60 247V246H59ZM152 247V246H151ZM168 247V246H167ZM188 247H190V246H188ZM204 247V246H203ZM215 247V246H214ZM228 247H230V246H228ZM251 247V246H250ZM44 248V247H43ZM47 248V247H46ZM49 248V247H48ZM54 248V247H53ZM56 248V247H55ZM54 248V249H55ZM141 248V247H140ZM149 248V247H148ZM166 248V247H165ZM168 248H170V247H168ZM172 248V247H171ZM198 249V245H197V247H195V249ZM222 248V247H221ZM49 249H51V248H49ZM48 249V250H49ZM61 249V248H60ZM76 249H77V247H76ZM136 249V248H135ZM154 249V248H153ZM162 249V248H161ZM160 249V250H161ZM173 249V248H172ZM196 249V250H197ZM215 249V248H214ZM231 249H232V246H231ZM238 249V248H237ZM53 249H51V250H49V251H52ZM58 250V249H57ZM143 250H144V248H143ZM165 250V249H164ZM169 250V249H168ZM199 250H200V247H199ZM221 250V249H220ZM233 250H236V249H233ZM247 250H249V249H247ZM45 251V250H44ZM67 251H69V250H67ZM139 251V250H138ZM152 251V250H151ZM172 251V250H171ZM36 252V251H35ZM46 252H48V251H46ZM58 252V251H57ZM56 252V253H57ZM71 252V251H70ZM166 252H167V250H166ZM170 252V251H169ZM202 252V251H201ZM216 252H218L217 251V248H216ZM220 252V251H219ZM239 252V251H238ZM52 253V252H51ZM50 253V254H51ZM66 253V252H65ZM76 253V252H75ZM87 253V252H86ZM144 253V252H143ZM168 253V252H167ZM210 253V252H209ZM223 253V252H222ZM221 253V254H222ZM229 253V252H228ZM241 253V252H240ZM26 254L28 255V256H26ZM64 254V253H63ZM235 254V253H234ZM38 255V254H37ZM45 255V254H44ZM53 255V254H52ZM81 255V254H80ZM82 255H84V253L82 254ZM173 255V254H172ZM186 255V254H185ZM189 255V254H188ZM217 254L215 253V256H216ZM228 255V254H227ZM43 256V255H42ZM62 256V255H61ZM68 256V255H67ZM78 256V255H77ZM171 256V255H170ZM175 256V255H174ZM179 256V255H178ZM212 257H213V255H211ZM214 256V257H215ZM78 257H80V256H78ZM82 257V256H81ZM84 257H85V255H84ZM182 257V256H181ZM187 257V256H186ZM190 257V256H189ZM218 257V256H217ZM222 257V256H221ZM40 258V257H39ZM68 258V257H67ZM66 258V259H67ZM71 258V257H70ZM126 258V257H125ZM124 258V259H125ZM177 258V257H176ZM176 258H175V260H176ZM191 258V257H190ZM220 258V257H219ZM219 258H217V259H219ZM227 258H228V256H227ZM240 258H242V261H243V259L245 258V257H240ZM127 259V258H126ZM185 259V258H184ZM187 259H189L188 257H187ZM200 259H202V258H199V260ZM204 259V258H203ZM206 259V258H205ZM221 259V258H220ZM223 259V258H222ZM229 259H230V256H229ZM122 260H123V258H122ZM129 260H131V259H129ZM128 260V261H129ZM140 260H142V259H140ZM171 260V259H170ZM178 260V259H177ZM198 260V261H199ZM264 260V259H263ZM67 261V260H66ZM65 261V262H66ZM172 261H173V259H172ZM189 261V260H188ZM193 261V260H192ZM201 261V260H200ZM226 261V260H225ZM261 261V260H260ZM58 262H59V260H58ZM141 262V261H140ZM185 262V261H184ZM202 262V261H201ZM244 262V261H243ZM259 262V261H258ZM132 263V262H131ZM136 263H139V262H137L136 261ZM148 263V262H147ZM174 263V262H173ZM176 263V262H175ZM174 263V264H175ZM205 263V262H204ZM215 263V262H214ZM228 263H229V261H228ZM232 263V262H231ZM142 264H144V263H142ZM190 264V263H189ZM257 264V263H256Z\"/></svg>",
	"mask_w": 264,
	"mask_h": 264
},
{
	"label": "crops",
	"instance_id": "3",
	"mask_svg": "<svg viewBox=\"0 0 264 264\" xmlns=\"http://www.w3.org/2000/svg\"><path fill=\"white\" fill-rule=\"evenodd\" d=\"M127 47V46H126ZM139 52V49L138 50H135V54L134 55H137L136 53H138Z\"/></svg>",
	"mask_w": 264,
	"mask_h": 264
}]
</instances>
